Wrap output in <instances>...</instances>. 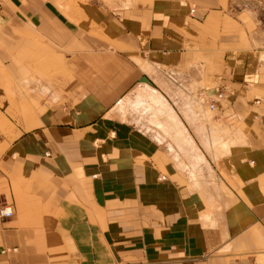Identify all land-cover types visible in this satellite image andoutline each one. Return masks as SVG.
I'll return each instance as SVG.
<instances>
[{
    "label": "crops",
    "instance_id": "0c3cea01",
    "mask_svg": "<svg viewBox=\"0 0 264 264\" xmlns=\"http://www.w3.org/2000/svg\"><path fill=\"white\" fill-rule=\"evenodd\" d=\"M227 2L83 0L74 16L57 0H0V99L14 108L0 111V207L13 210L0 264H264V73L245 44L201 39L235 27ZM186 68H201L206 95L234 92L217 106L228 143L200 182L173 167L166 149L181 144L116 108L144 80L161 101L144 111L185 110L202 148Z\"/></svg>",
    "mask_w": 264,
    "mask_h": 264
},
{
    "label": "rangeland",
    "instance_id": "374dc122",
    "mask_svg": "<svg viewBox=\"0 0 264 264\" xmlns=\"http://www.w3.org/2000/svg\"><path fill=\"white\" fill-rule=\"evenodd\" d=\"M57 2L64 10L71 11L75 14L74 16H77L79 4L82 3L83 0H57ZM184 3H187L189 8H195L194 4L190 2L185 1L182 4ZM224 9L227 13L226 16L229 17L230 23L235 27L231 25L224 27L226 29L225 32H222L218 25L208 29H202L203 27H201V33L203 32L204 35L201 39H206L207 42L210 40L214 47L219 43L223 45V47L230 48H239L242 43L245 44V52L254 56L257 67H261V72L264 73V0H228ZM188 15L189 19H191L190 13H188ZM238 33L239 39L237 40L236 36ZM205 36L208 38H205ZM238 41L240 42L239 46L236 45ZM235 52L233 49L227 51L223 48L220 53V59H223L225 55H231ZM148 69L151 70L149 67H147V69L144 68L145 71H148ZM200 70L201 68H195L191 71V68H186L183 69V72L191 74L195 80V89L193 90L192 97L185 98L187 103L191 102V104L189 103L192 108L191 113L194 115V119H197L198 128L202 132V142H199L203 145L202 148H194L195 145L192 143L189 134L186 133L184 126L181 123V120H186L187 122L190 121L189 116H186L185 114V110L179 109V112L177 110L174 112L171 106L165 102L166 107L171 109L170 111L175 116V122H178L179 124L181 123L178 127H176L175 123L170 122V116L161 117L154 115L156 119H153L151 113H146L144 111L160 110L159 105H157L152 99L149 101L144 99L146 94H143L144 90L142 91L141 89L144 88V85L150 87L144 80L137 85L132 94L128 96L125 101H122L120 106L118 104L116 107L123 110V114L127 116L126 118L129 119V116H132L131 119L135 122L137 121L139 127L165 136L166 140L171 144H181L183 146L181 148H169L166 149V151L175 161L173 167H175L177 171L188 176L193 182L206 180L213 175V162L224 152L226 144L228 143L229 132L225 127L223 118L221 117V121L218 122L217 113H210L205 106V102L199 97V93L203 92L199 89L200 86L203 85V83L200 84L202 76ZM225 70H227V66L222 62V67L219 73L221 74ZM222 89L224 88L222 87ZM224 90L226 92V98L224 101L220 102L219 105L225 110L228 107L227 99L229 100L234 92L230 87H228L227 90ZM251 91H253V93H259V89L256 90L252 88ZM139 97L143 98L138 99ZM156 97L158 98L159 96ZM21 103L23 114H25V110H31V102L29 99H22ZM143 107L145 109H143ZM3 110H14L12 99H0V111ZM217 110H219V108H217ZM180 113L183 114L184 117H181ZM154 121L159 123L155 122V124ZM159 127H162L163 130ZM164 128L167 130L164 131ZM2 132L5 135L7 134V136L10 133L9 129L6 131L2 130Z\"/></svg>",
    "mask_w": 264,
    "mask_h": 264
},
{
    "label": "built area",
    "instance_id": "2783aa9c",
    "mask_svg": "<svg viewBox=\"0 0 264 264\" xmlns=\"http://www.w3.org/2000/svg\"><path fill=\"white\" fill-rule=\"evenodd\" d=\"M1 10V3H0ZM193 12V9L191 10ZM199 97L205 102V106L210 113H217V106L220 102L224 101L226 98V92L221 89L218 93L213 96H208L204 92L199 93ZM217 121H221V117L217 116ZM164 179V178H162ZM13 215V210L10 206L0 207V218H10Z\"/></svg>",
    "mask_w": 264,
    "mask_h": 264
},
{
    "label": "bare ground",
    "instance_id": "6f19581e",
    "mask_svg": "<svg viewBox=\"0 0 264 264\" xmlns=\"http://www.w3.org/2000/svg\"><path fill=\"white\" fill-rule=\"evenodd\" d=\"M142 93V92H141ZM151 93V92H150ZM138 95V94H137ZM145 97V96H144ZM143 98V97H142ZM142 98H138V99H142ZM145 99V98H144ZM150 99H152L157 105H160V99L159 98H157V97H155V96H151L150 97ZM147 100V99H146ZM153 105V104H152ZM154 108V107H153ZM155 109V108H154ZM157 109V108H156ZM169 119H170V122H174V119L170 116L169 117ZM164 127V126H163ZM160 129H162V127H159ZM163 130V129H162ZM165 130V129H164Z\"/></svg>",
    "mask_w": 264,
    "mask_h": 264
}]
</instances>
